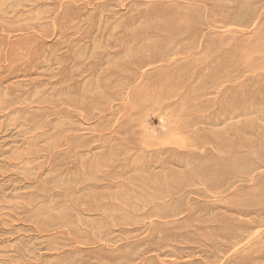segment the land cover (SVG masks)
<instances>
[{
    "label": "rangeland",
    "instance_id": "rangeland-1",
    "mask_svg": "<svg viewBox=\"0 0 264 264\" xmlns=\"http://www.w3.org/2000/svg\"><path fill=\"white\" fill-rule=\"evenodd\" d=\"M0 264H264V0H0Z\"/></svg>",
    "mask_w": 264,
    "mask_h": 264
}]
</instances>
